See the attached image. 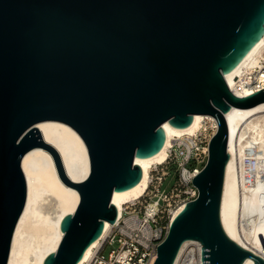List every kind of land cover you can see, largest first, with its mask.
I'll list each match as a JSON object with an SVG mask.
<instances>
[{"label":"water","instance_id":"95a60500","mask_svg":"<svg viewBox=\"0 0 264 264\" xmlns=\"http://www.w3.org/2000/svg\"><path fill=\"white\" fill-rule=\"evenodd\" d=\"M264 33V0H0V264H8L27 201L22 167L36 146L49 150L62 180L80 194L64 235L44 264H77L117 221L112 202L142 178L136 157L156 154L163 127L216 118L198 196L171 221L154 264H175L185 241L203 264L264 257L226 232L221 204L229 154L226 113L264 102V89L239 97L226 74ZM65 122L84 139L90 173L73 181L37 124Z\"/></svg>","mask_w":264,"mask_h":264},{"label":"bare ground","instance_id":"6f19581e","mask_svg":"<svg viewBox=\"0 0 264 264\" xmlns=\"http://www.w3.org/2000/svg\"><path fill=\"white\" fill-rule=\"evenodd\" d=\"M263 61L264 33L237 66L226 74L229 86L239 97L254 94L246 82L251 81V74L258 71ZM256 78L264 83V74L260 71ZM206 116L214 120L212 126L215 127L214 117L205 114H195L192 123L186 127H176L169 121L164 123L166 139L163 147L152 156L135 159L143 170L141 180L129 189L113 194L112 202L118 209L117 220L124 204L132 203L146 193L151 168L168 159L173 140L197 134L206 124ZM226 118L230 159L226 168L221 220L233 240L264 257V102L250 107L232 106ZM37 128L44 142L59 153L66 175L73 181L84 180L90 173V156L79 132L57 120L39 122ZM251 159L256 161L255 168ZM22 167L28 183L27 201L15 230L8 264H44L45 258L57 249L64 235L62 219L74 212L80 194L62 180L53 154L44 147L29 150L23 157ZM46 203L51 206L45 207ZM184 206L174 212L172 220ZM112 225L106 220L101 236ZM101 236L91 243L77 264H85L93 256ZM191 245L194 247L188 251ZM175 264H203L201 243L185 241ZM243 264H254V259L247 257Z\"/></svg>","mask_w":264,"mask_h":264},{"label":"built area","instance_id":"2783aa9c","mask_svg":"<svg viewBox=\"0 0 264 264\" xmlns=\"http://www.w3.org/2000/svg\"><path fill=\"white\" fill-rule=\"evenodd\" d=\"M258 71L264 74V61ZM258 71L251 74V81L246 82L254 92L264 89V83L256 78ZM214 119L215 127L212 126L214 120L206 116V124L197 134L173 140L168 159L151 168L146 193L136 201L123 205L122 215L101 236L93 256L85 264H154L157 247L169 232L174 212L198 196L193 178L202 171L208 159L209 144L218 128ZM173 162L178 165V177L171 190L165 191L162 185L170 174ZM251 164L255 168L256 161L251 159ZM151 206H155L153 210ZM108 246H111L110 250L105 254Z\"/></svg>","mask_w":264,"mask_h":264},{"label":"rangeland","instance_id":"374dc122","mask_svg":"<svg viewBox=\"0 0 264 264\" xmlns=\"http://www.w3.org/2000/svg\"><path fill=\"white\" fill-rule=\"evenodd\" d=\"M193 164V163H191ZM171 170H170V174L165 178L164 182H163V185H162V189L165 190V191H170L171 188L174 186L175 182H176V179L178 177V165L176 162H173L170 166ZM51 205L49 203H46L45 204V207L49 208ZM118 244H115L114 246H117ZM110 247L111 246H108L106 248V251H105V254H107L110 250ZM194 245H191L189 248H188V251L193 248Z\"/></svg>","mask_w":264,"mask_h":264}]
</instances>
